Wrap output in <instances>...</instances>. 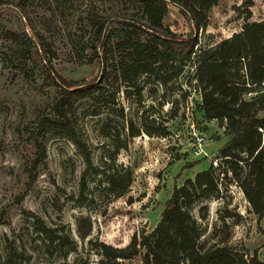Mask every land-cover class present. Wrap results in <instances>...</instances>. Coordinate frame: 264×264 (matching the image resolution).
Returning a JSON list of instances; mask_svg holds the SVG:
<instances>
[{
	"label": "rangeland",
	"instance_id": "1",
	"mask_svg": "<svg viewBox=\"0 0 264 264\" xmlns=\"http://www.w3.org/2000/svg\"><path fill=\"white\" fill-rule=\"evenodd\" d=\"M92 6L109 16L118 35L126 14H141L137 0H0V264H142L141 253L103 255L99 242L124 246L134 232L150 231L174 186L210 164L227 172L192 206L198 218L199 207L207 206L202 239L247 254L256 250L264 260V213L254 211L219 155L228 135L201 109L196 56L142 73L130 86L115 64L111 76L84 95H66L55 81L85 84L101 75L86 45ZM168 6L163 23L178 34H196L198 47L264 19V0H218L194 29L179 6ZM121 54L114 48L115 59ZM59 94L65 112L55 123ZM197 135L204 136V152L197 153ZM116 143V161L133 169L131 185L119 196L102 191L103 175L87 172L85 161L89 153L100 164ZM82 216L91 221L86 236L77 226ZM86 224L80 222L81 231ZM49 234H69L74 243L50 242Z\"/></svg>",
	"mask_w": 264,
	"mask_h": 264
},
{
	"label": "trees",
	"instance_id": "2",
	"mask_svg": "<svg viewBox=\"0 0 264 264\" xmlns=\"http://www.w3.org/2000/svg\"><path fill=\"white\" fill-rule=\"evenodd\" d=\"M137 1L141 14H126L127 20L122 23L127 26L121 28L119 35L110 28L109 16L99 13L94 6L89 9L86 45L94 50L100 62L101 75L97 81L84 84L61 77L55 81L64 87L66 95H84L106 81L115 64L122 80L130 86L142 73L164 70L168 62L183 63L196 56L193 76L200 90L201 109L207 118L219 119L228 135L218 149L219 155L229 163L233 177L254 211L263 214L264 89L260 86L264 81V19L248 21L240 31L213 45L198 47L196 34L184 36L163 23V17L169 11L168 4L179 6L189 17L193 28L198 29L206 21L208 10L218 0ZM114 48L122 51L118 59L113 55ZM172 75L168 74V77ZM53 108L56 114L54 122L61 123L60 117L65 112L63 94L54 98ZM159 133H166V130ZM119 145L116 143L112 153L98 166L93 164L89 153L85 154L87 172L93 168V172L101 173L103 178L98 182L105 184L102 191L114 196L125 193L133 180V169L116 161ZM226 172L227 169L217 172L216 165L212 164L198 170L194 177L174 186L160 219L150 231L134 232L124 246L100 241L97 248L103 255L113 258L141 253L142 264H264L256 250L247 254L226 243L207 244L202 239L204 227L201 219L205 217L202 211L207 206L199 207L200 219L193 213L192 206L196 200L217 189L220 173ZM82 179L83 188L84 176ZM83 220L87 228L81 231L80 222ZM77 222L80 235L86 236L91 227L90 219L82 216ZM56 238L60 244L64 241L74 243L69 234H49L50 242Z\"/></svg>",
	"mask_w": 264,
	"mask_h": 264
},
{
	"label": "built area",
	"instance_id": "3",
	"mask_svg": "<svg viewBox=\"0 0 264 264\" xmlns=\"http://www.w3.org/2000/svg\"><path fill=\"white\" fill-rule=\"evenodd\" d=\"M196 140H197V153H200V152H204L203 148H202V141L204 140V136L203 135H197L196 136ZM215 163V162H214Z\"/></svg>",
	"mask_w": 264,
	"mask_h": 264
},
{
	"label": "crops",
	"instance_id": "4",
	"mask_svg": "<svg viewBox=\"0 0 264 264\" xmlns=\"http://www.w3.org/2000/svg\"><path fill=\"white\" fill-rule=\"evenodd\" d=\"M206 168V167H205ZM204 169V168H203Z\"/></svg>",
	"mask_w": 264,
	"mask_h": 264
}]
</instances>
